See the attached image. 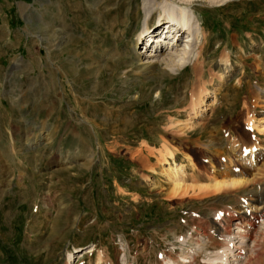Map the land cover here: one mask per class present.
I'll use <instances>...</instances> for the list:
<instances>
[{
  "label": "rangeland",
  "instance_id": "obj_1",
  "mask_svg": "<svg viewBox=\"0 0 264 264\" xmlns=\"http://www.w3.org/2000/svg\"><path fill=\"white\" fill-rule=\"evenodd\" d=\"M141 1L0 0V264L253 256L264 220L250 238L236 223L240 202L264 188V133L250 125L264 123V0L196 2L202 73L186 65L125 77ZM126 7L138 12L126 16ZM224 46L235 68L226 79L217 65ZM198 97H216L197 119L204 131H184ZM165 146L186 164V184L233 174L252 184L174 195L161 174Z\"/></svg>",
  "mask_w": 264,
  "mask_h": 264
},
{
  "label": "bare ground",
  "instance_id": "obj_2",
  "mask_svg": "<svg viewBox=\"0 0 264 264\" xmlns=\"http://www.w3.org/2000/svg\"><path fill=\"white\" fill-rule=\"evenodd\" d=\"M197 1H202L208 4L222 5L231 0L141 1L140 8L142 13V21L136 28L129 46L127 45L128 50H133L134 56L132 55L130 63L126 66L125 71L123 72L125 74V77H128L127 73H134L145 77L148 74H152L156 71H165L166 73L172 74L181 68L183 69L186 65H191L194 73H202V68L199 67V62L200 59H202V50L206 47L205 40L207 38L203 30V23L201 22L200 18L197 17L195 8V4ZM117 9H119L117 13L122 10L121 7H118ZM126 9V16H130V14H135L138 12L137 9H133L131 7H126ZM125 22L127 21L124 20V23ZM120 23L122 22H119V25ZM113 25H111V30L113 29ZM152 27H156L158 31H151ZM227 48L228 46H224L223 54L220 56L219 62L217 64L220 67V78L225 79L226 77L230 78V76L234 74L235 69L231 65L230 54L229 51L226 50ZM122 49L127 50L126 48ZM112 50L118 53L119 46L117 43L115 49L113 48ZM141 55H143V57H141ZM97 68L99 70L101 67L99 66ZM259 97L261 98V102L264 103V95ZM215 99L216 97L213 98L211 103H208L204 97H198L194 99L192 107L190 108V112L188 113V121L185 123L183 130L188 131L190 129H199L200 131H204V126L199 123L197 119L203 117L202 114L206 112L207 106H210L211 104L213 105L215 103ZM259 119V121L264 120V117L262 116ZM250 125L254 127L257 133H264V123L262 121L259 123V125L256 123L254 124V122L253 124L250 123ZM209 133L210 137H212L210 131ZM47 139L50 138L46 137L45 140L47 141ZM212 140V138L209 139V144L214 143ZM9 152L13 153L15 152V149L11 148ZM250 152L252 156V154L254 153V147L251 148ZM253 159L254 157L252 156L250 161H253ZM162 160L163 169L161 174L169 183L170 192L174 195L183 194V192L186 193L189 189H191L192 191L195 190V192L196 190L198 192L201 191L202 193H222L236 189L241 190L244 187H247L249 184H252V178H246L244 176L233 174L230 176H221L220 178L213 177L209 183H203L204 185H189L186 184V164L177 163L175 160H173V151L166 146L162 150ZM188 160H190V158ZM59 164L60 166H62L63 162H59ZM252 193L255 194L250 197L251 199L246 198V200L248 199L247 201L251 203H247L245 202V200L243 202H240L241 204L243 203V205L238 208L239 212L237 211L238 216L240 215L241 220L239 219L240 221L238 220L236 224H240L239 222H241V226L239 225V228L245 227V229H243L245 232L244 237L248 238L251 237V232L255 230L254 225L257 220H264V188L255 190ZM240 212L241 214H239ZM228 225L229 224L225 219L224 224L221 225L223 234H228ZM213 238L218 239L219 237L217 238V236H214ZM254 241L255 249L253 256L246 257L245 255L244 260L247 261L246 264H264V246H262L264 244V230L262 231L259 240ZM213 244H215L214 241ZM236 254L241 256L243 254V251L238 249ZM242 264L245 263L243 262Z\"/></svg>",
  "mask_w": 264,
  "mask_h": 264
}]
</instances>
